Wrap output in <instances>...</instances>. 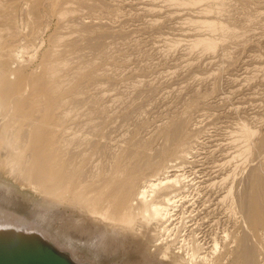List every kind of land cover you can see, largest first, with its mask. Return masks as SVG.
Masks as SVG:
<instances>
[{"label":"rangeland","instance_id":"obj_1","mask_svg":"<svg viewBox=\"0 0 264 264\" xmlns=\"http://www.w3.org/2000/svg\"><path fill=\"white\" fill-rule=\"evenodd\" d=\"M0 33V65L16 84L11 95L24 91L27 101L40 88L62 85L46 102L53 106L56 95H67L76 139L101 148L95 155L89 145L74 152L88 162L89 175H103L123 153L159 150L161 133L174 124L185 129L190 152L183 163L173 154L161 158L169 162L162 173L170 169L180 182L163 224L164 258L160 249L139 258L126 251L109 237L116 224L93 216V227L76 203L51 219L45 197L3 175L0 213L36 226L85 264H264V228L250 210L251 180L264 176V0H0ZM15 71L24 73L20 87ZM5 103L0 138L8 120L26 110ZM244 128L255 136L247 143ZM94 231L102 235L98 250L78 241Z\"/></svg>","mask_w":264,"mask_h":264},{"label":"bare ground","instance_id":"obj_2","mask_svg":"<svg viewBox=\"0 0 264 264\" xmlns=\"http://www.w3.org/2000/svg\"><path fill=\"white\" fill-rule=\"evenodd\" d=\"M207 46L212 48L213 44L208 43ZM11 55L12 52L7 50L6 56ZM63 67L62 65L56 66V70L54 69L53 73L62 70ZM8 73L9 68L1 64L0 110L4 104L6 106L5 101L11 106L13 105V101L17 102L18 105L25 104L26 110L22 114L19 112L16 113L8 120L4 128L7 133L2 136L3 138H0V149L5 151V153L0 154V159L2 160L1 164L5 162L4 168L7 170L4 173L0 171V175L7 176V179L16 185L18 183H24L26 187L34 189L45 197L46 201L44 202L49 206V210L47 211H50L51 214H49L51 217L57 213L65 215V206L69 201L76 203L80 206L81 213L84 211L90 215V219L94 220L93 227L98 226V220H95L93 216L99 217L102 221H110L116 224L117 226L108 229V232L111 234L109 237L115 240H122L123 247L126 251L134 255L136 254L139 258L144 257L145 254H152L160 249L162 250V258H164L167 255L168 247H165V241L161 240V235L164 230L163 224L171 217L169 216V208L174 206L177 201L175 199L180 193V182L178 180L179 176L173 178L172 176H168L170 169L162 173L165 168H169L166 167L169 164L165 160L167 157L163 160L161 158L164 155L173 154V157H176L175 160L173 159L175 162L179 160L183 163L187 159L185 156L189 143L185 129L179 124H174V127L169 126L170 128L164 129L161 133L162 146L159 150L155 149L157 152H153V149H150L151 146H146L138 154L130 151V153H123L121 158L116 159L113 157L109 165L110 168L105 171L103 170V175L99 172L100 176L97 178L91 174L89 175V172L87 173L86 164L88 162L85 159L80 161L74 152L76 148L85 145H89L93 155L96 154V149L99 153H102V150L98 145H95L94 141V145L92 146L89 139L86 142H81V140L76 139L75 133L69 128L68 123L72 119V112L67 106V95H56L52 100L53 106L46 102L49 92H61L62 85L55 83L50 88H40L39 97L25 101L24 97H21L24 91L19 95V91L11 95L16 84L9 80V76L11 75ZM14 74L16 82L20 87L23 82L24 73L15 71ZM31 89L34 92L37 91L34 85L31 86ZM31 114L32 117H29ZM3 118L5 117L3 116ZM25 126L26 128L23 129ZM253 134V132L245 128L242 129L240 135L241 141L243 140L244 143H247L253 137ZM92 138L95 137L92 136ZM247 148L248 150L245 151L249 153V148L251 147L247 146ZM244 156H246L245 153ZM3 160L5 161L3 162ZM171 163L170 166L174 168L175 166H172ZM147 174H153L151 178L156 177V179H148L145 177ZM160 174L163 178L160 177ZM257 174L251 180L253 187L252 203L251 207H248H250L252 212L256 210L254 216H256L259 225L264 228V176L261 173ZM247 179L246 181L249 180ZM140 181L142 183L141 186L138 185ZM244 185H240L241 193ZM78 221L82 225L80 228L85 225L83 217ZM0 230H22L30 234H35L40 239L52 244L60 252L68 253L58 249L42 230L15 218L13 215L0 213ZM78 241L80 244L83 243L85 246L88 244L92 249L95 248V250H98L102 246V235L98 231H94L91 236L85 232L83 236L81 235L78 238ZM95 252L98 253L99 251ZM68 254L67 256L73 262L85 264L75 261L77 260L76 258L73 260ZM191 257L193 259L194 255Z\"/></svg>","mask_w":264,"mask_h":264},{"label":"water","instance_id":"obj_3","mask_svg":"<svg viewBox=\"0 0 264 264\" xmlns=\"http://www.w3.org/2000/svg\"><path fill=\"white\" fill-rule=\"evenodd\" d=\"M0 264H77L35 234L0 230Z\"/></svg>","mask_w":264,"mask_h":264}]
</instances>
